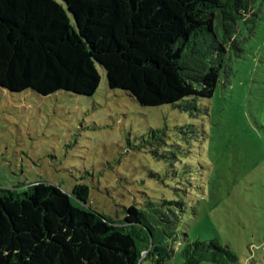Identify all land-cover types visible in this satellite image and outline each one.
<instances>
[{"label":"trees","instance_id":"obj_1","mask_svg":"<svg viewBox=\"0 0 264 264\" xmlns=\"http://www.w3.org/2000/svg\"><path fill=\"white\" fill-rule=\"evenodd\" d=\"M259 12V0H0V88L89 97L102 70L108 88L138 106L170 105L199 119ZM195 127L176 126L184 144L173 146L197 142ZM88 192L43 181L0 188V264L236 263L216 239L182 233V202L130 205L115 222L88 204Z\"/></svg>","mask_w":264,"mask_h":264},{"label":"rangeland","instance_id":"obj_2","mask_svg":"<svg viewBox=\"0 0 264 264\" xmlns=\"http://www.w3.org/2000/svg\"><path fill=\"white\" fill-rule=\"evenodd\" d=\"M259 11L243 56L226 64L199 119L138 106L109 89L102 70L89 97L0 88V188L43 181L69 193L84 184L88 204L115 222L130 205L182 202L179 229L190 241L216 239L234 264H264V0ZM184 125L196 126L198 140L176 148Z\"/></svg>","mask_w":264,"mask_h":264}]
</instances>
